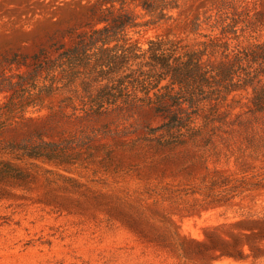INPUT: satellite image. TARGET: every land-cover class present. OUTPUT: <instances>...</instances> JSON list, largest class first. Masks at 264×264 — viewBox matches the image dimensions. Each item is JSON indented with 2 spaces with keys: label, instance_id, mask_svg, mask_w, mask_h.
<instances>
[{
  "label": "rangeland",
  "instance_id": "rangeland-1",
  "mask_svg": "<svg viewBox=\"0 0 264 264\" xmlns=\"http://www.w3.org/2000/svg\"><path fill=\"white\" fill-rule=\"evenodd\" d=\"M88 1L0 0V62L54 58L92 24ZM219 6L237 11L239 39L231 45L264 42V0H185L173 19L130 35L141 48L155 37L201 41L219 34L209 10ZM196 15H211L200 33L190 29ZM80 82L60 85L27 118L8 113L0 95L3 142L34 131L55 142L85 135L68 140L55 161L0 154L26 174L20 185L0 184V264H264L261 148L237 126L226 127L216 151L158 145L144 128L161 122L150 108L128 120L119 110L85 113ZM236 96L248 102L250 90Z\"/></svg>",
  "mask_w": 264,
  "mask_h": 264
},
{
  "label": "trees",
  "instance_id": "trees-1",
  "mask_svg": "<svg viewBox=\"0 0 264 264\" xmlns=\"http://www.w3.org/2000/svg\"><path fill=\"white\" fill-rule=\"evenodd\" d=\"M184 1L89 0V29L77 33L70 46L58 47L54 58L34 55L31 64L17 57L0 62V95L6 98L7 112L27 118L28 108H40L60 85L81 78L88 94L85 113L119 110L122 119L128 120L138 109L148 107L161 118L156 126H144L158 145L191 144L216 151L217 139L225 141L226 127L237 126L248 145L264 153V42L251 48L231 45L239 39L236 8L232 12L230 6L209 9L217 15L211 31H220L203 34L206 39L201 41L155 37L141 48L132 39L130 32L139 27L173 19ZM210 18L194 16L191 32L200 33ZM13 65L26 70H13ZM248 90L249 100L242 103L236 94ZM236 107L244 110L235 113ZM4 126L0 120V135ZM81 137L83 132L55 142L34 131L19 141L0 139V154L17 160L55 161L71 144L68 140ZM25 179L18 166L0 158V184L20 185Z\"/></svg>",
  "mask_w": 264,
  "mask_h": 264
}]
</instances>
